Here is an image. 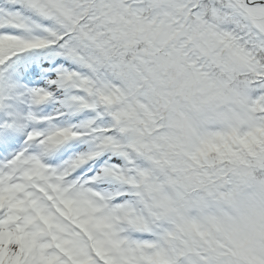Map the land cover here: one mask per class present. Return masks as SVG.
Instances as JSON below:
<instances>
[{
	"label": "snow or ice",
	"instance_id": "1",
	"mask_svg": "<svg viewBox=\"0 0 264 264\" xmlns=\"http://www.w3.org/2000/svg\"><path fill=\"white\" fill-rule=\"evenodd\" d=\"M0 264H264V0H0Z\"/></svg>",
	"mask_w": 264,
	"mask_h": 264
}]
</instances>
